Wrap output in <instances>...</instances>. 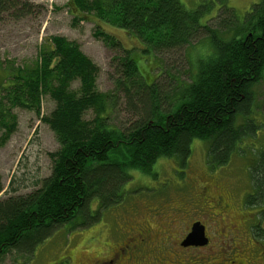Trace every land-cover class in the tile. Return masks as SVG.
<instances>
[{"label":"trees","instance_id":"trees-1","mask_svg":"<svg viewBox=\"0 0 264 264\" xmlns=\"http://www.w3.org/2000/svg\"><path fill=\"white\" fill-rule=\"evenodd\" d=\"M218 1L217 13L203 21L214 0H201L193 9L180 0H68L73 23L92 22L96 38L123 52L113 59L118 60L116 77L108 92L97 90L98 67L63 36L44 39L29 62L0 63L1 139L16 128L13 108L39 115L40 101L48 95L54 108L41 120L59 143L49 154L50 174L37 189L0 199V255L14 251L29 261L64 223L96 222L123 203L129 171L151 175L162 157H173L182 167L193 140L206 142L214 168L227 164L238 145L255 136L259 125L251 117L252 89L264 78V0H254L242 16ZM18 4L0 0V10ZM20 5L19 12L26 9ZM110 27L143 45L141 51L158 62L160 73L155 75L153 66L147 81L135 59L138 50L134 54L133 47H124ZM198 48L204 53L199 55ZM182 50L186 64L195 67L192 73L165 62L164 56ZM74 81L76 90L71 89ZM119 97L136 115L124 128L115 127L110 117ZM89 110L92 117L85 119ZM256 153L249 166L250 206L264 200V144Z\"/></svg>","mask_w":264,"mask_h":264},{"label":"rangeland","instance_id":"rangeland-1","mask_svg":"<svg viewBox=\"0 0 264 264\" xmlns=\"http://www.w3.org/2000/svg\"><path fill=\"white\" fill-rule=\"evenodd\" d=\"M14 1L19 3L14 10L12 8L0 10V63L14 61L15 65H21L29 62L35 58L44 39L59 35L76 42L80 50L98 67L95 80L98 91L108 92L113 88L118 61L113 59L115 56L123 55V52L109 47L102 39L96 38L93 35L95 26L92 22L73 23L66 6L68 0ZM200 1L180 0L188 9L196 8ZM214 1L215 6L203 21L217 13L220 4L218 0ZM253 1L223 0L224 4L232 7L239 16L248 10ZM21 3L26 4V9L19 12ZM110 30L116 33L124 47H133L134 54L138 50V58L135 59L139 63L142 76L146 77L147 81L153 76V66L156 69L155 75L160 73L158 62L151 59L150 53L141 51L144 49L143 45L120 30L111 27ZM198 51L199 55L204 53L199 48ZM164 58L165 62L169 65L175 64L176 69L184 73L186 69L191 73L195 69L194 66L190 67L186 64L183 50L181 53L169 54ZM181 78L188 81V76L185 74H182ZM78 86V81H74L71 89L76 90ZM252 90L256 102L255 113L251 117L258 123L259 129L254 137L238 145V150L227 164L211 167L208 164L206 142L193 140L190 156L182 167L177 159L162 157L153 164L151 175L131 170L129 171L131 178L124 184V191L127 193L120 206L104 211L101 215L102 219L83 228H77V232L72 233L59 227L41 245L36 257L26 264H59L54 257L47 261L43 259V253L51 250L53 256H61L65 253L59 254L58 246L73 248L84 240L96 241L98 238L114 246L116 241L111 233L112 228L117 227L128 212L136 213L138 220L142 215L146 217L148 214L152 225L162 230L168 229L174 236L183 235L188 229L187 224L192 220H201L207 226L211 239L207 247L190 252L184 251L193 263L264 264V200L255 206L246 204V196L253 190L249 166L253 155L259 150V145L264 144V78ZM53 108L54 102L45 95L40 101L39 115L21 108L12 109L16 116V128L4 140L1 139L0 133V180L4 189L0 193V199L27 194L37 189L41 180L50 174L52 159L49 154L58 150L59 143L41 117L47 115ZM135 116L130 112L124 98L119 97L114 102L110 117L115 127L124 128L136 119ZM91 117L92 112L89 110L84 118ZM203 186H209V193L218 191L228 198L229 208L226 213H217V207L210 204L211 201H208L207 196L205 200L201 199ZM13 188H16L15 191ZM210 196L211 194L209 198ZM203 204L208 205L209 208ZM159 207H162L161 219L152 216L153 208ZM214 212L217 213L216 216H213ZM243 213L247 219L244 225L241 216ZM161 223L164 226H161ZM231 223L234 225L231 226ZM171 224L173 225L170 226ZM221 227L230 228V232L223 230V239L218 235ZM98 245L102 244L97 243ZM89 253L96 254L95 250ZM22 257L24 258L7 250L0 255V264H22ZM81 257L82 254L74 250L76 263H79Z\"/></svg>","mask_w":264,"mask_h":264},{"label":"flooded vegetation","instance_id":"flooded-vegetation-1","mask_svg":"<svg viewBox=\"0 0 264 264\" xmlns=\"http://www.w3.org/2000/svg\"><path fill=\"white\" fill-rule=\"evenodd\" d=\"M201 192V199L205 200L207 196L208 201H211L210 204L212 203L211 205L217 207V213L222 214L223 212L226 213L228 211V198L222 193L218 191L209 193V186H203ZM209 194H211L210 198ZM203 205L209 208L208 205ZM161 209L162 207L153 208L154 213L152 216L160 219L163 218L161 215ZM217 213L214 212L212 214L213 216H216ZM126 215L127 216L122 218V222L117 227L112 228L113 230L111 233L116 241L114 246L108 245L98 238L96 241L84 240L81 244L76 245L73 248L71 246L65 248L58 246L59 254L65 253L61 256H53L51 250H46L42 255L43 259L47 261L54 257L58 260L57 263L59 264L62 262H65V264H187L186 262L199 264L193 263L184 251L189 250L190 252L194 249H201L207 247L210 243L211 236L207 231V226L201 220H192L187 224L188 229L183 235L174 236L170 233V230H162L160 227L152 225L149 221L148 214L146 217L145 215H142L140 220L137 219V214L134 212H128ZM244 215V213L241 215L243 217V225L247 221ZM198 221L204 226L207 244L202 247L182 245V241L190 232L192 224ZM172 225L173 224L170 226ZM233 225L234 224L231 223V226ZM161 226H164V224L161 223ZM80 227L83 228V226L73 225L68 222L60 226L61 229L71 231L72 233L77 232L76 229ZM225 229L230 232V228L227 227ZM225 229L223 227L220 228V233H218L220 237L223 236L222 232ZM104 232H106V230H104ZM46 240L42 241V243L36 247L32 258L29 260L30 262L36 257L39 248ZM97 243L102 245L97 246ZM103 244L105 246H103ZM74 250H77V253L82 254L79 263H76V259L74 258ZM93 250H95L96 254L89 253ZM29 261L23 262L22 264H26ZM230 262L233 263L231 260ZM238 264H241V262H238Z\"/></svg>","mask_w":264,"mask_h":264},{"label":"water","instance_id":"water-1","mask_svg":"<svg viewBox=\"0 0 264 264\" xmlns=\"http://www.w3.org/2000/svg\"><path fill=\"white\" fill-rule=\"evenodd\" d=\"M207 244V238L204 233V226L198 221L192 224L190 232L182 241L184 246H203Z\"/></svg>","mask_w":264,"mask_h":264},{"label":"bare ground","instance_id":"bare-ground-1","mask_svg":"<svg viewBox=\"0 0 264 264\" xmlns=\"http://www.w3.org/2000/svg\"><path fill=\"white\" fill-rule=\"evenodd\" d=\"M259 111V110H258Z\"/></svg>","mask_w":264,"mask_h":264}]
</instances>
